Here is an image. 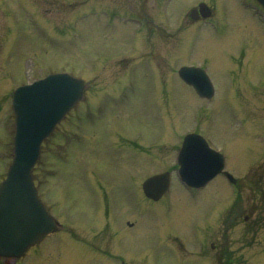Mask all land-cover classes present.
Instances as JSON below:
<instances>
[{
	"label": "rangeland",
	"instance_id": "rangeland-1",
	"mask_svg": "<svg viewBox=\"0 0 264 264\" xmlns=\"http://www.w3.org/2000/svg\"><path fill=\"white\" fill-rule=\"evenodd\" d=\"M106 2L135 21L110 19ZM200 2L213 7L208 22L188 17ZM261 20L264 11L253 0H0V182L12 159L11 92L61 71L91 85L45 141L34 169L40 199L66 232L0 264H203L200 246L211 242L231 189L217 178L188 191L176 157L183 136L196 132L227 156L242 185L262 171ZM185 65L205 69L212 99L199 98L179 78ZM167 171L169 192L148 200L143 181ZM257 213L264 218V210ZM168 235L165 247L155 242ZM261 241L260 261L248 264H264ZM233 263L242 258L234 253Z\"/></svg>",
	"mask_w": 264,
	"mask_h": 264
},
{
	"label": "water",
	"instance_id": "water-1",
	"mask_svg": "<svg viewBox=\"0 0 264 264\" xmlns=\"http://www.w3.org/2000/svg\"><path fill=\"white\" fill-rule=\"evenodd\" d=\"M258 1L264 6V0ZM199 10L203 16L209 15L204 12L207 10L205 4H200ZM194 14L195 10L190 16ZM178 75L199 96L212 97L213 87L204 70L183 66ZM84 89L83 80L68 73H53L13 90V157L0 183V257L22 256L56 228L54 217L38 197L33 169L43 141L82 100ZM177 163L180 181L188 187L201 188L222 172L224 157L211 149L202 136L190 133L183 139ZM224 174L232 180L229 173ZM169 183L167 172L151 176L144 181L143 192L148 198L158 200L169 188Z\"/></svg>",
	"mask_w": 264,
	"mask_h": 264
},
{
	"label": "flooded vegetation",
	"instance_id": "flooded-vegetation-1",
	"mask_svg": "<svg viewBox=\"0 0 264 264\" xmlns=\"http://www.w3.org/2000/svg\"><path fill=\"white\" fill-rule=\"evenodd\" d=\"M107 2L105 3L107 13L102 12L103 14L107 15L110 13L108 15L112 20H118L117 18H120L121 20L125 19L126 22L131 21V18H126L127 15L122 16L124 13L130 14L126 11V9H119L115 4L109 6ZM199 19L200 18H198V20ZM89 87L91 88V85L87 82L86 88L88 91ZM251 167L248 169H254V166ZM256 167H260L259 170L262 169V171L260 174L256 173V175L254 173L248 180L245 179L244 175V181L246 182L245 185H242L240 179L241 177L239 176H236L237 181L235 183L228 184L231 192L228 193V198H225V209L215 217L216 222L212 226V230L209 234V240H211V242H207L208 244L206 243L205 245H202L203 247L200 246V254H205V257H202L205 258L203 264H213V258H216L215 260L218 261L225 258L227 259L226 264H229L233 261L234 253L242 258V264H244V262L245 264H248L251 263L250 261H260L261 255L255 249L262 243L261 237L264 236V218L260 219L261 213H257L258 210H264V166L257 165ZM217 178H221L226 181L223 175H218ZM258 203L262 204L263 207H259ZM256 213L257 216L255 217ZM127 225L130 227L133 226V224L128 223ZM58 229L55 232L65 229V226H59ZM138 237L139 235H137V238ZM169 238V235L164 238L157 237L155 242H158L157 240H161L163 241V245L165 247L166 242L170 243ZM231 245L234 246V250L230 249ZM239 251H241L242 254H239ZM107 257L108 260L119 259V256L114 257L113 255H109ZM3 261L5 263H9L13 260L4 259ZM120 264H124V262L120 260Z\"/></svg>",
	"mask_w": 264,
	"mask_h": 264
}]
</instances>
